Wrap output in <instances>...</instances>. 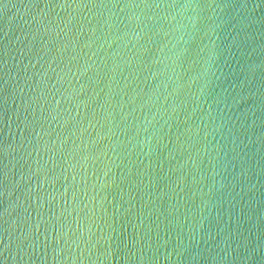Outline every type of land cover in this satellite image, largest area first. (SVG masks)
<instances>
[{
  "label": "water",
  "instance_id": "95a60500",
  "mask_svg": "<svg viewBox=\"0 0 264 264\" xmlns=\"http://www.w3.org/2000/svg\"><path fill=\"white\" fill-rule=\"evenodd\" d=\"M0 264H264V0H0Z\"/></svg>",
  "mask_w": 264,
  "mask_h": 264
}]
</instances>
